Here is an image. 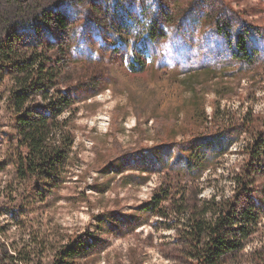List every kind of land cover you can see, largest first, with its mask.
<instances>
[{"label": "rangeland", "instance_id": "obj_1", "mask_svg": "<svg viewBox=\"0 0 264 264\" xmlns=\"http://www.w3.org/2000/svg\"><path fill=\"white\" fill-rule=\"evenodd\" d=\"M61 18L67 28L58 31L53 24ZM218 25L222 33L216 31ZM246 25L264 31V0H0V44L11 33L26 36L39 27L46 40L71 45L62 86H78L70 93L79 109L74 123L77 160L61 199L31 223L17 225L13 215L23 202L9 187L14 122L5 107L8 80L0 86V264H13L14 248L37 245L33 237L46 244H38L34 264H51L59 235L87 229L95 231L101 245L80 264H187L178 258L173 244L177 231L167 220L144 216L134 230L127 231L126 224L108 235L97 231L94 217L107 210L109 220L133 217L132 208L149 200L160 184L158 173L148 176L119 167L123 155L137 160L146 146L183 139L185 127L194 133L212 127L215 111L219 126L244 118L249 131L205 172L199 186L189 187L185 199L193 204L233 194L235 171L246 158L240 150L251 143L250 134L263 129L256 119L264 115V67L253 64L240 78L221 80L218 55L226 46L223 33L234 41ZM258 46L264 58L261 39ZM201 60L220 70L187 76L177 72L196 68ZM239 68L235 62L229 70ZM203 113L207 118L199 120ZM82 193L88 195L84 201ZM261 216L264 224V212ZM263 243L264 228L231 264H257L252 252Z\"/></svg>", "mask_w": 264, "mask_h": 264}, {"label": "trees", "instance_id": "obj_2", "mask_svg": "<svg viewBox=\"0 0 264 264\" xmlns=\"http://www.w3.org/2000/svg\"><path fill=\"white\" fill-rule=\"evenodd\" d=\"M43 22H46L45 18ZM66 23L61 18L53 26L63 31L67 28ZM246 27L244 33H237L234 41L223 33L226 46L218 55L222 62L221 80L240 78L242 70H253V64L264 67L258 46L260 39L264 42V31ZM216 31L222 33V26L218 25ZM70 47V44L46 40L39 27L27 32L26 36L11 33L0 44V86L8 80L5 107L14 122L13 140L10 141L13 178L9 187L15 194L13 197L23 202L19 212L13 215L17 225L31 223L55 206L77 160L74 123L79 109L70 92L78 86H62L70 64ZM235 62L240 63V68L229 70ZM130 67L136 71L133 64ZM177 70L187 76L220 69L201 60L196 68ZM217 115L218 111H215L212 127H205L198 133L193 129L188 132L185 127L183 139L146 146L141 149L140 155H143L137 160L131 157L125 160L128 156L123 155L119 161L125 163L119 167L128 166L129 170L148 176L158 173L160 184L149 200L132 208L136 212L133 217L124 216L122 219L118 216L109 220L110 211L98 213L94 217L97 231L112 235L126 224V230L130 231L141 223L139 221L144 216L159 217L177 231L173 244L182 262L231 264L247 240L264 228L261 216L264 212V115L256 119L261 123L262 131L250 134L251 143L240 150L246 158L235 171L233 194L229 197L213 195L192 204L189 198L185 199L186 195L189 197V187L199 186L205 172L217 165L218 158L229 154L232 146L249 131L246 119H238L237 124L232 120L221 127ZM199 116H196L199 120L207 118L205 113ZM87 197L81 194L82 201ZM75 200H79V196ZM70 203L74 205L72 201ZM115 212L112 215L115 216ZM185 215L187 217L183 219ZM180 225L183 227H178ZM46 237L50 243H55V238ZM37 238L32 239L37 245L28 242L13 249V264H34L40 246L46 248L45 242ZM57 239L59 245H54L51 264H80L79 261L91 258L101 245V239L89 229L82 233H63ZM252 255L257 264H263L264 243L253 250Z\"/></svg>", "mask_w": 264, "mask_h": 264}]
</instances>
